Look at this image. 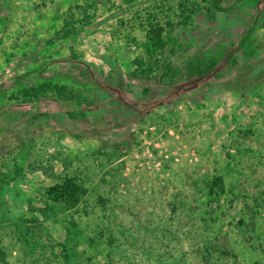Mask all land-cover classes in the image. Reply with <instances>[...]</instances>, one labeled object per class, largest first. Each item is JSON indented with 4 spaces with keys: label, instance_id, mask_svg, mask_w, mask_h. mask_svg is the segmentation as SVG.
Here are the masks:
<instances>
[{
    "label": "rangeland",
    "instance_id": "374dc122",
    "mask_svg": "<svg viewBox=\"0 0 264 264\" xmlns=\"http://www.w3.org/2000/svg\"><path fill=\"white\" fill-rule=\"evenodd\" d=\"M210 3L0 0V264H264V0ZM64 177L78 203L32 220Z\"/></svg>",
    "mask_w": 264,
    "mask_h": 264
},
{
    "label": "trees",
    "instance_id": "16d2710c",
    "mask_svg": "<svg viewBox=\"0 0 264 264\" xmlns=\"http://www.w3.org/2000/svg\"><path fill=\"white\" fill-rule=\"evenodd\" d=\"M222 0H211L210 7L208 9L209 18H213L217 11H224L225 9L220 5ZM259 1V0H256ZM90 6L84 7L81 10L82 25H90L92 22V16H90ZM258 13V12H257ZM191 11L184 15L181 19L182 23L189 21ZM258 21L254 19L250 25L247 26L245 31L236 41L233 49H231L225 56L223 61L228 66H233L237 63V56L241 52L245 57H252L255 54V45L253 41V34L258 26ZM79 30L75 26V21L72 17L64 20L63 26L60 30L56 31V38L61 40H69L74 38L78 34ZM216 57H211L208 62L199 61L197 63H189L186 67L190 72V75L198 78L210 75L216 71L219 63L221 62ZM64 86L58 84H52L50 82H43L37 85H27L19 89V91L11 95V99L16 103H26L31 107H37L40 102V98L48 92H53L56 95L64 96ZM7 178H11L9 174H5ZM84 190L80 182L71 177H64L61 181L47 187L45 190V205L33 212L32 220L37 221L39 214L47 217L48 212H54V209H71L79 201L80 196Z\"/></svg>",
    "mask_w": 264,
    "mask_h": 264
}]
</instances>
